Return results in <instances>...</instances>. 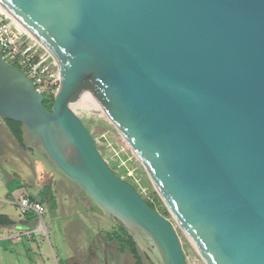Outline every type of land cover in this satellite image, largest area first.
Masks as SVG:
<instances>
[{
  "label": "water",
  "instance_id": "1",
  "mask_svg": "<svg viewBox=\"0 0 264 264\" xmlns=\"http://www.w3.org/2000/svg\"><path fill=\"white\" fill-rule=\"evenodd\" d=\"M0 9L62 72L49 110L0 49V116L22 122L62 173L142 230L162 264H188L176 227L110 166L86 124L123 131L207 264H264V0H0Z\"/></svg>",
  "mask_w": 264,
  "mask_h": 264
},
{
  "label": "crops",
  "instance_id": "2",
  "mask_svg": "<svg viewBox=\"0 0 264 264\" xmlns=\"http://www.w3.org/2000/svg\"><path fill=\"white\" fill-rule=\"evenodd\" d=\"M5 140L11 142L21 158L17 162L19 166L16 170L9 173L5 194L1 198L6 206L10 205L9 209L3 212L9 214L15 221L14 226L0 227V248L9 253L8 261H14L13 254L19 250L22 251L23 248L20 243L25 237L31 238L35 234L34 231L39 232L37 229L39 222L36 213L29 211L22 214L13 195L17 189L25 188L32 198L41 201L46 206V212L49 215V226L57 245V247L54 246L53 248L54 255L52 253L56 259V264H136L135 256L129 250H123L115 239H108V235L103 234L102 229L93 232L89 231L86 237L87 240L90 239V244L71 245L68 242L67 233L73 229L75 221L82 220L83 216L82 213L75 209L72 211L76 203L84 206L89 205V209L84 208L85 212L83 213L87 217L91 216L87 212L88 210L96 213L98 219L102 218L105 215L102 212L103 208L95 200L98 207L94 206L91 201H85V194L87 195L88 193L62 173L42 149L35 146L27 131L23 142H20L10 129L5 118L0 116V143ZM66 190L70 195L65 193ZM80 194H83V196L81 197ZM56 221L61 222L62 231L56 229ZM27 231L30 233H26ZM17 234H22L20 240H15L14 237ZM48 235H50L49 227ZM5 236L11 241V245L6 247L1 244V240ZM149 248L152 249L153 257H158L153 247L149 245ZM139 251L144 263L147 264L140 248ZM153 257L152 259L155 258Z\"/></svg>",
  "mask_w": 264,
  "mask_h": 264
},
{
  "label": "rangeland",
  "instance_id": "3",
  "mask_svg": "<svg viewBox=\"0 0 264 264\" xmlns=\"http://www.w3.org/2000/svg\"><path fill=\"white\" fill-rule=\"evenodd\" d=\"M83 109L84 105L77 108L76 112L79 113ZM86 126L90 129L92 135L96 139L100 152L103 154L110 166L118 173V175L135 186L146 199L154 201L158 211L167 216L172 221L180 236L188 264H207L199 254L198 250L186 232L176 221L174 216L169 212L165 202L157 192L155 185L146 171L143 163L141 162L139 156L131 146L123 131L116 130L112 132H105L94 129L88 124H86ZM20 159V156L17 154L9 140H5L4 142L0 143V212L9 209L10 205L6 206L1 198H3V195L5 194L6 184L9 180V173L16 170V168L19 166L17 162H19ZM65 193L70 195L67 190ZM80 196L82 197L83 194H80ZM85 196V201H91L94 206L98 207L94 199L89 196V194H85ZM84 208L89 209V205L84 206L78 205L76 203V206L72 208V211L75 209L79 213H82L83 216L82 220L75 221L73 224V229L69 230L67 233L68 242L71 245L90 244V239L87 240L86 235H88L89 231L93 232L96 230L99 231L101 229L103 234L108 235V239H112L113 237L110 235H113V231L120 228L121 224L119 220L104 211V209L102 212L105 215L100 219L97 218L96 213L88 210L87 212L90 213L89 215L91 216H84ZM48 216V212H46L44 214V219L49 227L50 235L42 232L44 234L43 235L42 233L40 234V231H34L35 234L33 237H25L20 243L23 248L22 251L19 250L13 254L14 261H8L9 253H6L3 248H0V264H12V262L13 264H56V259L53 256V248L54 246L57 247V245L54 234L52 233L49 226L50 223ZM141 236L142 237L139 236L138 238V246L143 252L146 263L162 264L161 260L157 256H154L155 258L153 257L152 249L149 248L150 240L148 236L143 233H141ZM1 242L4 247L11 245V241L7 239L6 236L1 240ZM152 257L154 259H152Z\"/></svg>",
  "mask_w": 264,
  "mask_h": 264
},
{
  "label": "built area",
  "instance_id": "4",
  "mask_svg": "<svg viewBox=\"0 0 264 264\" xmlns=\"http://www.w3.org/2000/svg\"><path fill=\"white\" fill-rule=\"evenodd\" d=\"M0 49L9 63L20 67L32 78L37 90L55 99L62 80L60 64L1 9ZM13 195L21 213L34 211L39 220L37 229L48 235V227L44 219L45 204L32 198L25 188L17 189ZM21 237L22 234H17L14 238L20 240Z\"/></svg>",
  "mask_w": 264,
  "mask_h": 264
},
{
  "label": "trees",
  "instance_id": "5",
  "mask_svg": "<svg viewBox=\"0 0 264 264\" xmlns=\"http://www.w3.org/2000/svg\"><path fill=\"white\" fill-rule=\"evenodd\" d=\"M54 98L52 96H46L44 99V104L45 106L49 109L52 110V106L54 104ZM5 120L8 122L10 129L16 136V138L20 141L23 142L24 135L26 133V129L24 127V124L22 122L12 120V119H6ZM148 203L158 211L156 203L154 201H151L149 199H146ZM32 216V215H31ZM30 216V218H31ZM15 221L10 217L9 214L0 212V227L3 226H14ZM120 228L118 230L113 231L112 236L116 241H118L120 247L123 250H129L136 259V264H145L143 257L139 251L138 248V235L137 232L131 231L128 228H126L122 223H120ZM153 249L155 250L154 246L149 244ZM156 251V250H155Z\"/></svg>",
  "mask_w": 264,
  "mask_h": 264
},
{
  "label": "flooded vegetation",
  "instance_id": "6",
  "mask_svg": "<svg viewBox=\"0 0 264 264\" xmlns=\"http://www.w3.org/2000/svg\"><path fill=\"white\" fill-rule=\"evenodd\" d=\"M55 225H56V229L59 231H62V226H61V222H58V221H56L55 222ZM135 232H137V235H138V237L140 236V237H142L141 236V233H143V234H145L142 230H140V229H136V231ZM139 232H140V234H139Z\"/></svg>",
  "mask_w": 264,
  "mask_h": 264
}]
</instances>
